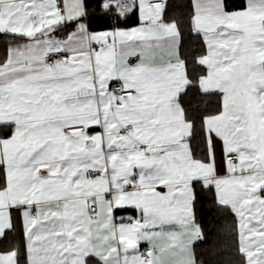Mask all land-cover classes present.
I'll return each instance as SVG.
<instances>
[{"label":"snow or ice","instance_id":"obj_1","mask_svg":"<svg viewBox=\"0 0 264 264\" xmlns=\"http://www.w3.org/2000/svg\"><path fill=\"white\" fill-rule=\"evenodd\" d=\"M98 7L90 31L88 0H0V34L27 38L0 60V239L17 211L26 264H197L193 207L198 187H214L238 218L244 264H264V0H192L189 29L206 49L198 87L221 97L195 147L181 98L197 85L166 0ZM132 15L141 26H116ZM67 23L77 30L54 39ZM163 49L175 58L158 61ZM129 206L141 218L115 223ZM0 264H18V250Z\"/></svg>","mask_w":264,"mask_h":264},{"label":"trees","instance_id":"obj_2","mask_svg":"<svg viewBox=\"0 0 264 264\" xmlns=\"http://www.w3.org/2000/svg\"><path fill=\"white\" fill-rule=\"evenodd\" d=\"M239 3L240 0H237ZM99 0H88L89 27L96 30L100 18ZM192 0H167L164 19L180 22L183 33L180 54L186 62V69L193 85L183 95L181 102L189 117L195 122L196 132L192 141L193 146L200 144V120L204 115L216 113L220 109L221 97L219 93L202 95L198 87V80L206 69L196 63L197 57L205 53V45L200 37L195 36L189 29V19L192 13ZM111 20V18H109ZM139 22L137 15H132L127 23L116 26L133 25ZM107 27V25H105ZM17 39L9 34H0V60L3 59L5 49ZM198 196L194 204L195 220L199 223L203 239L194 246L195 256L201 264H244V257L239 252V237L237 221L234 214L226 208L218 206L215 191L197 189ZM2 246V245H1ZM18 264H24L18 260Z\"/></svg>","mask_w":264,"mask_h":264},{"label":"crops","instance_id":"obj_3","mask_svg":"<svg viewBox=\"0 0 264 264\" xmlns=\"http://www.w3.org/2000/svg\"><path fill=\"white\" fill-rule=\"evenodd\" d=\"M165 21L166 22H170L172 20H166L165 19ZM138 26H141L140 20L136 24L127 25V26H120L119 28L131 29L133 27H138ZM76 30H77L76 29V25L74 23H67L64 26L60 27L57 31L53 32L52 36H53L54 39L64 40V39L67 38L69 33L75 32ZM97 30H99V29H96V30H91L90 29V31H97ZM25 43H27V38L15 40L12 43H10L9 46L10 45L13 46V47H15L17 45H21L22 46ZM179 53H180V50H179ZM203 54H205V53H203ZM203 54H201V55H203ZM201 55H199L198 57H200ZM170 56L172 58H175V51L174 50H169V49H163L161 52L157 53L156 59L158 61L160 59H163V60L166 61V60L169 59ZM180 57H181V54H180ZM137 62H138V60H137L136 57L129 58V63L135 64ZM204 74H206V71H205ZM182 106H183V104H182ZM220 174L222 176L227 175V173L223 169H221V173ZM213 189H214V187H213ZM156 190L160 191V192H166L167 191V189H164L162 187H157ZM214 191H215V189H214ZM193 212H194V207H193ZM12 216H13V229L11 231L6 232L5 238L0 239V253H5V252L11 251V250H13L15 248V249L18 250V260L20 259V260L23 261L24 264H26V249H25L26 236L24 234L22 216L17 211H13ZM113 216H114V219H115V223H117V224H120V223L130 224V223L134 222L135 220L141 218V214L139 213V211L136 210L135 208L131 207V206L126 207V208H122V209L114 210ZM194 217H195V214H194ZM236 221H238L237 217H236ZM196 223L199 225V223L197 221H196ZM166 230H177V229H166ZM199 241H201V239H197V238L193 237V239H192V241L190 243V249H191V252L193 253L195 259H196V256H195L194 246ZM149 247H150V245L147 242H141L139 244V252L143 253L145 251V249L148 250ZM89 260L92 262V264H102V262H100L98 260V258H95V257H90ZM196 261H197V259H196ZM197 264H201V263H199L197 261Z\"/></svg>","mask_w":264,"mask_h":264},{"label":"built area","instance_id":"obj_4","mask_svg":"<svg viewBox=\"0 0 264 264\" xmlns=\"http://www.w3.org/2000/svg\"><path fill=\"white\" fill-rule=\"evenodd\" d=\"M147 251V249H145V251L144 252H146Z\"/></svg>","mask_w":264,"mask_h":264}]
</instances>
